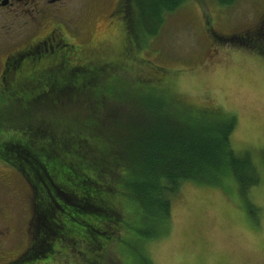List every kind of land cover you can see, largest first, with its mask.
Returning a JSON list of instances; mask_svg holds the SVG:
<instances>
[{"label": "rangeland", "instance_id": "obj_1", "mask_svg": "<svg viewBox=\"0 0 264 264\" xmlns=\"http://www.w3.org/2000/svg\"><path fill=\"white\" fill-rule=\"evenodd\" d=\"M127 2L66 0L62 11L57 12L52 8L55 6L49 7L48 15H55L48 18L42 29L34 23L20 27L18 17L13 23L8 21V37L21 32L18 41L21 47L36 40L34 35L42 38L49 34L47 32L55 24L62 35L80 46L82 55L95 63L124 58L126 48L135 56L126 57L130 59L128 65L115 64L108 71L98 73L99 78L88 80L98 79L95 85H91L99 92L97 97L83 89L84 86L75 87L72 80L66 79L61 83L70 88L64 91L68 95L51 101L44 98L43 103L32 101V96L54 84L49 74H40L20 86L5 83L0 88V138L4 133L11 138L19 135L20 145L29 139L33 144L41 145L48 140L38 135L53 130L66 137L64 122L80 120L82 112L97 116L96 119L106 118L108 113L114 112L116 116L107 117L105 124L98 126L100 131L115 127L127 118L155 117L154 111L152 115L143 109L146 108L144 103L163 99L151 97L145 90L128 91L135 90L136 86H146L151 92L166 96L169 101L167 110H173V113L180 110L182 114L184 111L191 113L192 118L202 115L201 118L213 117L219 122L225 119L231 124L228 143L238 158L234 168L229 164L226 172L216 180L188 178L180 182L170 197L167 221L157 222H163L161 227L155 223L158 216L135 199L140 209L134 211L136 218L131 219L129 226L137 223L132 228L143 239L132 247L129 243H122L127 234H124L121 220L113 233L106 229L107 234H91V238L101 241L114 237L112 245L104 251L107 255L103 264H264V52L236 42V38L264 19V0H182L175 9L164 13L158 29L151 28L149 18L144 20V28L138 27L136 17L128 11ZM130 2L131 10L135 11V0ZM28 12L26 8L24 14ZM130 17L132 25H129ZM23 20L26 21L27 17ZM57 31L58 28L53 32L58 34ZM28 51L31 53L19 60L21 65L49 59L61 53L63 47L51 41L48 47ZM108 84L130 89L125 88L128 93L124 95L105 96L104 87ZM14 100L20 104L15 102L6 107ZM173 117L168 119L176 123ZM51 118L58 127L50 121ZM183 124L179 122V137L188 141L192 139L194 129ZM29 125L34 128L27 127ZM79 134L86 137L84 130L74 129L73 136L78 138ZM92 140H95L97 152V139L91 137L88 141ZM83 147L86 148L84 144ZM3 150L6 153L7 146L0 148L1 155ZM63 153L73 154L74 159L78 157L72 150ZM62 159L60 162L65 163ZM39 167L43 169L42 162L38 163ZM37 172V180L43 181L46 173ZM100 177L105 180L104 175ZM56 180L58 182H53V187L61 190L58 188L60 179ZM96 190V194L102 192L99 186ZM124 191L128 194L126 188ZM32 197L24 172L20 175L14 166L0 162V264H11L29 250L27 247L36 227L32 223ZM123 212L121 209L119 213ZM129 215L134 216L133 213ZM123 221L128 223V219ZM132 228L127 232L130 233ZM81 229L86 230V226ZM67 232L64 226L59 237L53 239L48 254L35 260L29 257V264H79L66 257L65 248L56 246L68 244L66 240L59 241L67 236ZM47 241L52 240L47 238ZM123 245L124 254L120 250ZM79 247L75 253L79 260L96 257V248ZM103 248H99L97 257ZM134 251L140 254L139 257ZM23 261L17 264H24Z\"/></svg>", "mask_w": 264, "mask_h": 264}, {"label": "trees", "instance_id": "obj_2", "mask_svg": "<svg viewBox=\"0 0 264 264\" xmlns=\"http://www.w3.org/2000/svg\"><path fill=\"white\" fill-rule=\"evenodd\" d=\"M127 1L128 11L136 17L137 26L144 28V20L149 18L153 29H158L166 11L175 9L182 2V0H135L136 10L132 11L130 2L132 0ZM129 25H132L131 17ZM236 39L240 46L254 47L264 52V19L257 29H250ZM23 50L26 51L28 48L24 47ZM76 67L66 52L58 53L51 59L39 60L35 64L21 65L19 61L9 82L20 86L28 80L29 82L34 80L40 74H49L54 84L32 96L34 98L32 101L38 100L39 103H43L44 98L51 101L53 98L60 99L67 94H64V91L70 88L61 83L66 79L72 80L75 87L84 86L83 89H88L93 97L99 96V92L91 88L98 79L88 80L93 77L99 78L98 73L103 71ZM125 88L128 87L120 88L108 84L104 87V93L105 96L124 95L128 93ZM137 90L138 92L145 90L150 92L151 97L162 98L167 106L163 100L151 99L150 103H144L146 108L143 109L152 115L156 113L155 117H139L138 120L127 118L119 121L115 127L109 126L102 131L98 129V126L104 125L107 117L116 116L114 112L108 113L106 118L99 119H96L97 116L82 112L80 120L73 123L64 122V126L67 127L64 128L66 137L53 130H46L47 132L38 135L48 140L41 145L33 144L32 139L20 145L19 135L13 138L7 137L6 133L1 135L0 148L7 146L8 152L1 151L3 156L0 154V162L3 165L14 166L20 175L24 172L32 190V223L36 225L35 233L31 236L27 247L28 252L24 251L11 264H17L24 258L27 260L23 263L29 264L31 262L29 257L35 260L46 256L49 249H52L54 240L62 233L64 226L68 230L67 236L59 241L66 240L68 244L56 246L66 249L65 254L68 259L79 264H96V261L103 264L104 257L107 255V251H104L112 245L111 241L114 237L111 235L112 238L109 240L105 238L98 241L95 237L91 238V234L102 236L107 234V230L111 233L117 230L120 226L117 224L122 221L124 234H127L124 238L122 237L123 239L121 238L122 243H129L132 247L143 239L139 237L137 230L132 228L137 223L129 226L131 219L136 218L134 211L137 212L140 209L135 199L140 200L144 208L158 216L155 223L161 220L165 222L169 216L170 197L177 191L180 182L188 178L216 180L226 172L229 164L235 167L238 158L228 143L231 124H227L225 119H223L224 122H219L213 117L201 118L202 115L192 118L191 113L184 111L182 114L180 110L173 113V110H167L169 101L160 92H151L146 86H136L135 90L128 91L132 93ZM15 102L18 103L16 100L9 101L6 107ZM169 117L176 119L174 120L176 123L170 122ZM50 121L57 125L52 118ZM180 121L184 123L183 125L194 129L193 134L191 133L192 139L188 141L180 139ZM27 127L34 128L32 125ZM74 129L79 132L84 130L86 137L79 134L80 137L76 138V135L73 136ZM91 137L97 139V152H95V140L88 141ZM63 150L77 152V159L73 158V154H64ZM59 157L64 158L65 163L60 162L63 159ZM39 162L43 163V169L37 168ZM37 171L41 174L43 171L46 173L43 181L37 180L35 176V173L38 174ZM54 175L56 179H60L58 188L61 190L53 187L52 183L58 182L54 179ZM100 175H104L105 180ZM249 175L251 177L253 175L250 166ZM97 186L102 190L100 194L95 193ZM125 188L128 194L124 191ZM58 206L59 209H57ZM121 209L125 213L120 214ZM128 213H133L134 216H128ZM90 217L93 220H90ZM123 219L126 221L128 219V223L124 224ZM111 224L113 225L110 226ZM157 224L161 227L163 222ZM46 225H49L48 229H45ZM81 226H86V230L81 229ZM130 228L132 230L128 233L127 230ZM47 238L52 241L48 243ZM86 238L88 243L85 241ZM125 245L121 246L120 250ZM78 246L80 249L96 248V257L89 256L90 260H79L75 255ZM103 246L100 256L97 257L99 248ZM121 252L124 254L122 250ZM136 255L139 257L140 254L136 253ZM141 256L145 255L141 253ZM145 264L148 263L145 262Z\"/></svg>", "mask_w": 264, "mask_h": 264}, {"label": "flooded vegetation", "instance_id": "obj_3", "mask_svg": "<svg viewBox=\"0 0 264 264\" xmlns=\"http://www.w3.org/2000/svg\"><path fill=\"white\" fill-rule=\"evenodd\" d=\"M65 1L66 0H0V88L12 78L16 64L19 63L23 55L31 53V51L28 50L24 51V47L28 49H38L45 46L48 47L51 41L57 44L59 43L63 47L62 52L64 54L66 52L69 58L72 59V62L77 66L76 68H89L93 71H108L109 67L115 64L128 65L130 59L126 57L128 56L131 58L132 56L133 58L135 56V54L127 48V52L124 51V58H117L116 60L111 58L112 60H103L101 63H95L88 56L82 55L80 46L67 39L65 34L62 35L59 26H55V24L47 32L49 34H45L42 38L34 35L36 40H32V42L28 44L26 43L22 45V47L18 43L21 32H18L16 35L12 34L8 37L9 32L6 31L8 28V21L13 23L15 21L13 19L18 17L20 19V27L24 24L33 25L34 23L40 25L39 28L42 29V26L45 25L46 22H48V18L51 17L48 15L50 13L49 7L55 6L52 8L57 12L62 11V6L65 4ZM26 8H28L29 12L24 14ZM54 15H52V17ZM23 17H27V20L24 21ZM259 24L253 27L252 30L257 29ZM56 28L59 29V32L57 31L58 34L53 32ZM36 34L39 35L38 32H36ZM55 34L58 36L56 37ZM3 54L4 56L1 57Z\"/></svg>", "mask_w": 264, "mask_h": 264}]
</instances>
